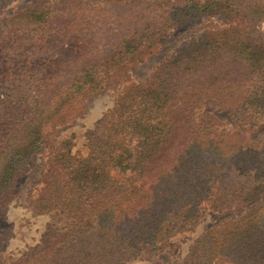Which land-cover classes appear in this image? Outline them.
Wrapping results in <instances>:
<instances>
[{
  "label": "trees",
  "instance_id": "16d2710c",
  "mask_svg": "<svg viewBox=\"0 0 264 264\" xmlns=\"http://www.w3.org/2000/svg\"><path fill=\"white\" fill-rule=\"evenodd\" d=\"M12 1L0 0V210L46 154L31 209L76 221L9 264L151 258L205 204L242 210L182 264H264V0H45L4 16ZM196 26L148 79L127 82L85 155L74 134L56 145L82 100ZM223 109L233 129L209 113Z\"/></svg>",
  "mask_w": 264,
  "mask_h": 264
},
{
  "label": "rangeland",
  "instance_id": "374dc122",
  "mask_svg": "<svg viewBox=\"0 0 264 264\" xmlns=\"http://www.w3.org/2000/svg\"><path fill=\"white\" fill-rule=\"evenodd\" d=\"M45 0H13L7 7L4 16L12 14L19 7ZM57 1V0H47ZM203 24V23H202ZM198 26L180 31L173 36V41L166 43L157 52L150 55L144 62L132 66L129 70L128 81L119 82L114 87L107 88L100 93L94 94L80 102L74 120L57 131L53 132L56 145L64 138L75 135L74 151L85 155L88 152L91 136L97 123L103 115L112 107L115 98L123 90L127 82L145 81L155 68L171 53L180 42L195 34ZM208 110V109H207ZM211 115L221 117L224 120L219 127L221 129H233L236 117L234 113L223 109L221 112L213 110ZM48 167V155H36L26 165L24 178L17 191L6 205L4 212L0 214V228L7 230L9 239L1 244L0 264H9L18 259L24 252L43 245L59 234L68 230L75 219L54 211L49 214L34 215L31 209V201L43 186V176ZM240 208L224 212L211 211L205 204L203 217L195 225L186 228L163 243L158 255L151 258H139L127 261L125 264H182L188 248L193 241L205 230L233 218L241 213Z\"/></svg>",
  "mask_w": 264,
  "mask_h": 264
}]
</instances>
